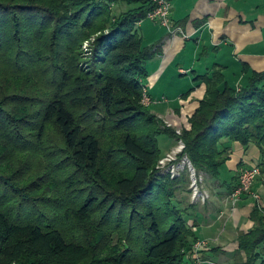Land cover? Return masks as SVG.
Masks as SVG:
<instances>
[{
  "label": "trees",
  "instance_id": "1",
  "mask_svg": "<svg viewBox=\"0 0 264 264\" xmlns=\"http://www.w3.org/2000/svg\"><path fill=\"white\" fill-rule=\"evenodd\" d=\"M119 2L137 7L97 28L107 7ZM154 8L152 0H35L17 5L20 49L3 68L4 78L15 77L9 83L14 87L0 86V149L33 148L41 167L27 185L47 191L53 212L63 216L61 221L13 216L15 196L9 199V208L0 207V264H186L194 226L188 224V208H181L175 197L188 187L189 174L175 179L157 174L159 136L182 140L181 156L209 182L219 179L233 143L238 151L251 147L259 154L264 175V72H250L244 65L243 72L250 73L247 83L235 89L214 66L201 77L204 98L189 118L191 129L180 136L142 104L146 66L155 52L145 46L136 25ZM5 9L1 3L0 27ZM97 32L89 47L90 62H83L81 44ZM139 126L149 130L145 141L136 134ZM49 128L61 141L51 144L52 152L43 147ZM113 133H122L118 154L109 152L104 158L101 138ZM1 152L0 181L17 191L2 170ZM61 155L73 172L63 179L61 190L50 177L46 190L39 184L49 178L43 168L58 167L53 161ZM117 161H126V173L115 172ZM243 165L239 161L237 168ZM223 185L230 194L237 176ZM250 217L254 228L238 236L236 254H245L239 264H264V213L253 209Z\"/></svg>",
  "mask_w": 264,
  "mask_h": 264
},
{
  "label": "crops",
  "instance_id": "2",
  "mask_svg": "<svg viewBox=\"0 0 264 264\" xmlns=\"http://www.w3.org/2000/svg\"><path fill=\"white\" fill-rule=\"evenodd\" d=\"M172 5L171 20L178 29L175 34H167L163 26L147 19L136 29L145 46L155 52L147 63L149 76L145 82L152 113L169 124L188 129V120L206 92L201 77L208 76L214 66L221 68L224 83L235 89L247 83L250 73L243 72L244 65L250 72H264V0H172ZM161 138V153L176 146L174 139ZM234 148L230 145L227 151L233 152ZM239 152H242L239 161L245 162L238 169L240 172L250 164L245 158L252 157L248 162L253 163L258 153L251 147ZM233 156L234 152L230 160ZM236 171L237 167L229 168V182ZM208 184L210 197L206 204H193L185 187L176 197L181 208H188L195 241L209 242L202 253L203 260L231 264L238 232L246 233L252 227L248 217L252 204L245 201L233 209L225 185L220 181L214 186ZM257 187L264 192L262 184ZM186 261L194 264L188 258Z\"/></svg>",
  "mask_w": 264,
  "mask_h": 264
},
{
  "label": "rangeland",
  "instance_id": "3",
  "mask_svg": "<svg viewBox=\"0 0 264 264\" xmlns=\"http://www.w3.org/2000/svg\"><path fill=\"white\" fill-rule=\"evenodd\" d=\"M34 2H35V0H33V1L32 0H28V1L27 0H0V4L3 3L4 5L7 6V9H5L6 14H5L4 19L1 20L2 25L0 27L1 28L0 29V40H3V42H4V43L2 42L3 46L0 47V86L1 87H5V88H7L6 86L14 87V84L9 85V83L11 81V78H13L15 76L9 75V77L4 78L6 76V72H5V69H3V68L6 67V64H7L6 61H7L9 56L17 55V57H18L19 52L17 51V47L20 49L19 41H18L19 34L16 32V26L18 25V22L16 21V19L19 17V13L16 10V7L18 4H23V3H29L30 4V3H34ZM136 7H137L136 4L131 5V4L120 3V2L116 3V4H112L110 7H107V10L105 11L104 16L102 15L99 19H97V24H96L97 28L99 26L104 25V24L108 25L111 22V20L117 19V17L120 16L121 14L128 12L132 8L135 9ZM6 10H8V11H6ZM22 20H23V18H22ZM98 35H99V32H97L96 34L91 36V38L88 40L90 42L85 41L81 44L80 60H83V62H90L89 61L90 60V56H89L90 52L89 51H91V50L89 47H90V44L95 41V39L97 38ZM86 42H88L87 46H86ZM0 43H1V41H0ZM78 59H79V56H78ZM8 65L13 66V63H9ZM88 65L91 66L92 64L89 63ZM88 65L84 64L83 67L85 69L87 67L89 68ZM142 104L144 106L148 107V109L151 111V108H150L151 100H149L148 102H145V100H143ZM199 105H200V103H199ZM156 117L164 123V126H167V127L174 129L177 136H180L182 134L183 130H190L191 129V124H190L189 120H188V122L190 124V128L187 129L185 127H183V128L176 127L172 124H169L168 121L161 119L158 116H156ZM136 129H137L136 134L139 137V139H141V141L142 140L145 141L146 138H144V136L146 134H148L149 130L144 129L140 126L136 127ZM109 134H105L101 138L104 158H105V155H107L109 152H115L116 153V150H119V141L122 139V133L120 135H115L116 133H113L111 135H109ZM47 136L49 138H46V140L44 141L43 147L47 146L48 148L51 149V152H52V145L51 144L53 143L56 145L61 141L52 128L47 129ZM163 136L164 135L159 136L157 139L158 140L157 147L160 151V158L156 164V167L158 166L160 160L162 158L166 157L167 155L174 153V155H177L179 159L182 158L183 156H181V155L185 149V144L182 140L174 139L176 141V146L173 147L172 149H170L165 154L161 153V151H163V148H161L162 150L160 149L159 141L162 142L161 137H163ZM180 143L184 146L182 150H180V146H179ZM2 145L3 144L0 143L1 147H2ZM231 145L233 146V148L235 147L234 151H233L234 156L230 161H228V164L225 163V166L221 169L219 179L210 181L212 186L216 185V183L219 181L221 183H224L225 180H226V182H229V177H230L229 168L237 167V163L239 161V157L242 156V152H239L238 150H236V149H238V148H236L237 143H233ZM59 146H61V145H59ZM27 149L30 151L20 152V149H16L17 152H15V150H13L11 148H10V150H8L7 147H6V149H4V148L0 149V156H2V154H3L1 152L2 150L5 153V156H3V157H5V161L2 162V165H3L2 170L4 171L6 176L11 177L10 178L11 184H13V186H15L16 188H19L17 191H15V190L12 191L10 188H5L4 185L0 181V207L4 206V208H9L7 205V204L11 203V200H9V199H12V197L15 196V199H12V201H14V204H13V206H11L13 208V212L11 215L15 216V215L19 214L21 217L24 216L26 218H29V219L31 218V219L36 220V221L46 219L47 217H49L48 220L54 218V219L61 221L63 215L61 213H54L53 212L54 209H52L50 207V204H49L50 199H48V195H49L48 192L47 191L46 192H36L35 187L32 185V183L27 185L31 180V176H34V178H36V175H34V174H36V172H39L38 166H40V164H38V161L36 159L37 157L34 156L33 148L28 147ZM246 150H248V149H246ZM233 152H230V150H229V152H227V155H229V157H230V155L233 154ZM116 154H118V153H116ZM112 155H114V153H112ZM258 155L259 154L256 155L257 160L253 163L248 162V159H252V157L245 158L247 163H250V164L246 165L244 168L257 167L259 169V173L256 176V178L252 184L251 191L244 193L242 196H240L239 200L234 205L232 203V200H233L232 199V193L233 192H231L230 194L228 193L229 205L233 209L236 208L238 205H241L245 201L250 202L252 204L251 211L248 214V217L250 219H251L250 214H251L253 209H258L259 211H262L264 213V197H263L264 192L262 193L260 190H258V187H257L258 183H260V184H262V186H264V175L261 173V170L258 166V160H259ZM63 156L64 155H61L60 157H58L57 159H55L53 161L55 164H60L58 167L54 168L55 166L53 165L54 169L48 170V171H46L43 168V172L47 173L49 175V178L43 179L42 182H39V184L40 183L44 184L46 190L48 189L47 183H48L50 177L53 179H56V181L54 183L59 188V190H61L62 189L61 182L63 181V179L66 176H68L69 174H72L73 169L70 167H67V165L69 166V164L68 163H67V165L65 164V161H64L65 159H62ZM184 156H186V155H184ZM109 161H107V162H109ZM187 161L189 163H186V166H187V164L188 165L190 164V167L192 168V170H195V168L191 164L188 157H187ZM112 162H113V160H112ZM241 162L243 164L245 163L243 160ZM125 166H126V161H123V163L117 161V165H115V168H116L115 172L118 175L126 173L129 168H125ZM241 171H242V169H241ZM241 171L239 172V170L237 168V171L235 173V176H237V178H238V185H239V181H240L239 177H240ZM195 172H196V170H195ZM108 174H109L108 177H110L111 172H109ZM196 174H197V176H200L201 174H204V173H197L196 172ZM232 175H233V173L231 174V176ZM189 179H190V177H189ZM208 182H209V180L207 181V179H204V182L202 183V185L204 188L206 187V189L203 188V190L205 192H207L208 196L210 197V193L208 190V189H210V187H209ZM190 185H191V180H189L187 191H188L189 199L192 202V200H191L192 189H191ZM238 185H237V187H238ZM253 194L257 195L259 199L255 200L253 198ZM209 197H208V199H209ZM175 199L177 202L180 201V200L179 201L177 200V197H175ZM208 199H207V201H205L204 204H206L208 202ZM192 203L195 205L201 204L200 202H195V203L192 202ZM188 214H189V212H188ZM186 218L188 220V217H186ZM251 221L253 224H252V227L248 230V232L250 230H252L254 228V225H255V223L252 219H251ZM188 224H189V222H188ZM192 229H193V227H192ZM248 232H246V233H248ZM246 233L239 231L238 236L242 235V234H246ZM195 234L198 237H199V235L201 236L200 233H195ZM238 236H237V239H238ZM197 240H201V239H197ZM202 240H204V239H202ZM236 245H237V247H236V249H237L238 248V242ZM236 251L237 250H235V255H233V260H232L231 264H239V263L244 262L246 259L244 253L236 254ZM187 252L188 251L185 252L186 258L188 255ZM188 259H190L189 255H188Z\"/></svg>",
  "mask_w": 264,
  "mask_h": 264
},
{
  "label": "built area",
  "instance_id": "4",
  "mask_svg": "<svg viewBox=\"0 0 264 264\" xmlns=\"http://www.w3.org/2000/svg\"><path fill=\"white\" fill-rule=\"evenodd\" d=\"M155 4L154 10L149 12L145 19L157 22L161 26H163L169 35L175 34L178 29L174 28L173 22L171 20V12L173 9L172 0H152ZM140 23V22H139ZM137 23V25L139 24ZM88 42H86L87 46ZM146 87L144 88V98L145 102H148L150 99L148 97ZM180 150L183 149V145L180 143ZM187 157L183 156L182 158H178L177 155L170 154L166 157L162 158L156 167V172L162 176H169L171 179L179 178L183 175V173L187 172L191 180V189L192 202H200L204 204L208 199V193L203 190L202 183L204 179H207L205 174H201L197 176L195 170H192L190 164L186 166ZM259 173V169L257 167L254 168H244L239 177V185L232 193V203L233 205L239 200L240 196L244 193L250 192L252 184ZM253 198L255 200L259 199L257 195L253 194ZM259 201V200H258ZM209 242L207 240H197L188 250L189 258L194 262V264H216L212 261L203 260L202 253L207 250ZM187 255V258H188Z\"/></svg>",
  "mask_w": 264,
  "mask_h": 264
},
{
  "label": "bare ground",
  "instance_id": "5",
  "mask_svg": "<svg viewBox=\"0 0 264 264\" xmlns=\"http://www.w3.org/2000/svg\"><path fill=\"white\" fill-rule=\"evenodd\" d=\"M175 119V118H174ZM178 121V120H177Z\"/></svg>",
  "mask_w": 264,
  "mask_h": 264
}]
</instances>
